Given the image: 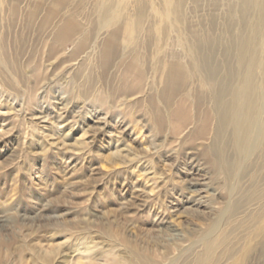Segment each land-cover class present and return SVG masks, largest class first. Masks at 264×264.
Segmentation results:
<instances>
[{
    "label": "rangeland",
    "instance_id": "rangeland-1",
    "mask_svg": "<svg viewBox=\"0 0 264 264\" xmlns=\"http://www.w3.org/2000/svg\"><path fill=\"white\" fill-rule=\"evenodd\" d=\"M93 1L71 0L69 13L89 21L95 16ZM206 1L193 11L194 4L186 0L185 20L179 25L188 28L203 21L201 24L207 27L205 20L211 7L209 0ZM223 12V7L215 10L219 16ZM10 53L8 61L13 66L16 55L15 51ZM78 59L68 58L63 67L51 71L50 76L58 79L52 82V93L44 101L38 95L31 102L22 94L25 87L18 84H11L14 89L6 88L14 100L1 96L0 92V100H4L0 101V264H42L35 254L54 247L62 250L63 256L60 263L52 264H71L76 260L75 249L91 245L90 241L99 248L95 246L93 255L116 243L123 250L127 246L144 247L151 264H168L178 249L190 245L213 223L217 211L228 201L226 184L216 176L215 160L209 150L216 122L214 105L208 97L199 100L197 78L178 89L174 107L165 105L157 95L161 82L155 85L158 81L155 78L159 77L155 74L151 82L155 86L153 94L113 91L111 108L106 103L109 107L100 109L101 106L95 107L80 96L72 100L68 90L70 94L81 88L76 86L79 80H74L71 70ZM196 59L200 62L202 57ZM214 59L219 64L220 75L233 62L223 55ZM182 60L187 63L189 58L183 56ZM52 63L54 59L46 61L43 67L53 69ZM145 65L148 77L153 78L150 63ZM113 66L98 84L104 96L117 84L111 72L117 71V77L122 73L121 66L117 63ZM94 71L98 75L101 69ZM0 77L5 82L15 81L4 72H0ZM207 82L209 87L216 85L215 81ZM62 90L66 93L61 95ZM149 95H154V102ZM171 107L176 110L175 116ZM158 116L162 119L160 123ZM52 128L56 132L60 129L58 134L70 133L74 139L80 136L81 128L86 144L71 147L69 143L73 140H69L61 146L54 136L55 142L52 140L48 150L40 152L36 148V136L41 129ZM25 130L32 135L33 139L27 135L33 141L30 145L23 142ZM114 144L127 151L123 150L119 157L110 156L109 148ZM126 153L130 154L125 156ZM242 182L249 184L247 177ZM256 184L264 192V177ZM259 202L254 200L250 206L242 207L238 217L256 209L261 205ZM263 222L260 219L246 222L249 228L246 225L229 235L239 237L234 245L239 248L238 255L245 248L249 250L245 256L247 264H264V244L254 234V229ZM227 230L230 232L231 227L227 226ZM86 239L88 244L83 242Z\"/></svg>",
    "mask_w": 264,
    "mask_h": 264
},
{
    "label": "bare ground",
    "instance_id": "bare-ground-1",
    "mask_svg": "<svg viewBox=\"0 0 264 264\" xmlns=\"http://www.w3.org/2000/svg\"><path fill=\"white\" fill-rule=\"evenodd\" d=\"M189 1L194 4L195 11L204 0ZM70 2L0 0V72L15 80L5 82L0 77L1 96L15 99L6 90L7 87L14 89L13 83L25 87L22 94L31 102L38 95L39 100L44 101L42 99L52 93V82L58 79L50 76L51 71L63 67L68 58H79L71 70L74 80H79L76 86H81L75 93L69 94L68 90V97L80 96L95 107L101 106L100 109L112 107L115 98L113 91L118 93L123 90V93L131 94L153 91L155 86L151 82L155 75L159 76L155 78L158 79L155 85L161 82V89H157L158 97L165 105L174 107V96L178 89L197 78L199 100L208 97L214 105L216 122L209 150L215 160L213 167L216 176L226 184L228 201L217 211L213 223L202 234L196 236L187 247L178 249L176 256L167 257L168 264L249 263L245 258L249 250L245 248L238 255L239 248L234 245L236 241L239 242V237L229 235L238 228H246L247 223H254L258 219L264 221V192L256 188L258 179L264 177V0H209L211 8L206 15L207 27L201 24L203 21H199L184 29L179 24L185 20L186 0H94L95 16L86 22L78 18L79 14L69 13ZM129 7H132V11ZM220 7L224 8L221 16L215 13ZM90 43H93L91 48ZM68 46H71L69 51L66 50ZM11 51H15L16 55L13 66L8 61ZM217 55L233 60L227 64L222 75L214 59ZM183 56L189 58L187 63L182 60ZM198 57H202L200 62L196 59ZM50 59H54L53 69L44 68L45 62ZM116 63L122 67L121 76L115 75L117 71L111 72L117 84L110 94L104 96L103 92H99V81ZM145 63H150V73L155 74L153 78L148 77ZM99 67L101 71L97 75L94 70ZM208 80L215 81L216 85L209 87ZM63 90L61 95L66 93ZM148 97L154 102V95ZM173 107L172 115L175 116ZM157 118L160 123L162 119ZM78 130L80 136L74 139L70 133L64 135L53 128L48 131L41 129L36 136V148L40 152L47 151L54 136L58 137L61 146L73 140L69 143L71 147H83L86 144L83 140L85 132L81 128ZM27 135L32 138L29 130H25L23 142L30 145L33 141ZM123 150L127 151V148L114 144L109 148L110 156L119 157ZM131 158L127 159L128 162ZM134 160L138 161L136 158ZM147 169L146 172L149 171ZM245 177L249 184L242 182ZM254 200L260 201L261 205L238 217L239 210L245 205L250 206ZM227 226L231 227L230 232L225 231ZM262 226H257L254 234L264 244ZM83 242L89 243L87 239ZM90 242L91 245L75 249L76 260L71 264H151L152 260L146 255L144 247L127 246L123 250V246L111 243L93 255L96 245ZM163 248L168 250L166 246ZM35 255L42 259V264H52L53 261L60 263L63 253L54 247Z\"/></svg>",
    "mask_w": 264,
    "mask_h": 264
}]
</instances>
